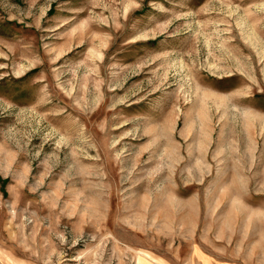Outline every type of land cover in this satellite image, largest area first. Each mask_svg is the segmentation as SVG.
<instances>
[{"label": "rangeland", "instance_id": "374dc122", "mask_svg": "<svg viewBox=\"0 0 264 264\" xmlns=\"http://www.w3.org/2000/svg\"><path fill=\"white\" fill-rule=\"evenodd\" d=\"M0 264H264V0H0Z\"/></svg>", "mask_w": 264, "mask_h": 264}]
</instances>
